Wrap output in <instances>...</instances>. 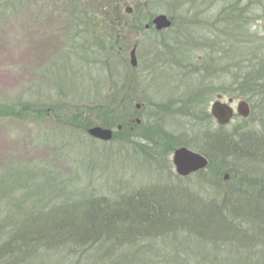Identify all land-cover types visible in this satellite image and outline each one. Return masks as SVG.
<instances>
[{"label": "rangeland", "instance_id": "1", "mask_svg": "<svg viewBox=\"0 0 264 264\" xmlns=\"http://www.w3.org/2000/svg\"><path fill=\"white\" fill-rule=\"evenodd\" d=\"M108 2L0 0V264H64L61 244L50 249L38 246L32 255L19 259L9 255L16 227L10 202L34 229L41 228L42 217L53 209L76 216L92 201L119 204L125 196L148 197L154 189L169 199L183 197L192 207L224 204L237 221L235 227L242 228L234 231L262 244L264 0H111L117 18L133 17L136 27L141 26L125 29L122 39L116 40L119 47L108 51L105 61L102 51L92 45L102 43V34L108 38L117 34ZM162 14L174 17L176 24L160 33L147 30L153 17ZM217 37L221 43L209 53L207 39ZM135 45L136 67L131 62ZM167 50L187 52L194 67L184 75L174 72L166 65ZM199 56L205 59L200 65L204 70L193 71ZM118 87L130 97L135 128L128 122L123 127L132 119L129 115L91 112L94 103L112 97ZM219 90L227 93L226 101L233 92L249 99L250 116L236 112L228 124H220L212 115ZM163 103L171 110L154 114L156 104ZM112 122H116L113 139L90 135L94 126L89 123L105 127ZM155 122L168 137L162 138V147L153 149ZM144 133L148 139L137 138ZM225 138L227 145L222 144ZM148 141L151 146L145 144ZM180 146L206 155L208 167L188 176L179 174L174 151ZM25 213L29 217H23ZM21 222L19 227L24 226ZM185 232L184 237L179 233L184 243L189 235ZM214 235L207 232L201 238L209 245ZM231 241L230 237L228 242H215L218 250L212 252L213 258L217 254L223 259ZM237 246L232 248L234 256L239 252L248 256V250ZM69 249H64L65 256ZM260 250L264 251L263 245ZM189 253L183 245L175 255L187 262L200 260ZM90 254L79 256L78 264H94L97 256ZM246 263L253 261L248 257Z\"/></svg>", "mask_w": 264, "mask_h": 264}, {"label": "trees", "instance_id": "2", "mask_svg": "<svg viewBox=\"0 0 264 264\" xmlns=\"http://www.w3.org/2000/svg\"><path fill=\"white\" fill-rule=\"evenodd\" d=\"M108 1L109 6L112 5L110 13L113 16L110 20L114 24L117 34L113 36L114 38L112 36L108 38L106 33L105 35L102 34V43L92 45V47L94 46V48H99L102 51L105 61H107L105 58L107 52L119 47L116 42L122 39V34L126 32L125 29H138L141 26L139 24L136 27L133 17L132 19L131 17L117 18V15H114L116 14V4L111 2V0ZM83 14L86 17L87 13ZM90 19L93 20V26L97 25V21H94L93 18ZM131 20L133 21L132 27L129 26ZM78 32L81 34L80 30ZM130 101L129 95L121 87H118L112 97L94 103L91 112H100L101 116L108 113H116L121 118L122 116L124 118L130 116L132 119L123 122V127L128 122V127L129 124H132V127L129 128H135L133 116L129 112ZM115 124L116 122H112L106 124L105 127L114 128L116 127ZM89 125L96 126L98 124L94 123L93 125L92 123L91 125L89 123ZM121 132L124 133V130ZM146 134L144 133L137 138L141 140L148 139ZM165 134L167 133L158 128L153 131V135H155V138H153V149L161 146L162 138L168 137ZM169 137L172 138V136ZM165 141L166 139H164V143ZM145 144L151 146L149 141ZM222 144H229L226 138ZM174 149L175 147H172L171 151ZM49 181L51 179L47 178V183ZM162 193L160 189H154L153 194L148 197H137L136 199L125 196L119 204L114 200L92 201L84 213L76 216L69 214L68 211L65 213L62 210L53 209L54 211L49 216L42 217L43 225L41 228L34 229L28 228L29 220L19 218L17 205H15V202H13V205L10 202L8 204L9 208H11L10 217H13V220L16 221V227L14 242L8 244L9 255L15 254L14 258L19 259L22 256L27 257L28 254L32 255L38 246L50 249L52 245L61 244L63 249L59 253L63 256L62 261L64 264L65 262L69 264L70 260L72 264H78L82 261L79 256L85 257L87 255L89 258L90 252L97 256L96 260H93L94 264H203L200 261L202 259L206 261V264H221L219 260H222L224 264H247L246 258L248 257L249 261L251 259L253 261L250 264H264V251L260 250L261 245L264 247V240L262 244L254 243V240H260L254 237L246 238V235L240 234V231L236 233L234 230L242 228L239 224L237 228L235 227L237 221L230 218L227 212L229 209L224 204L219 208L192 207L186 204L185 200H182L183 197L178 198L180 201L173 200ZM29 215V213H25L23 217H29ZM10 217L8 220L11 222ZM19 221H22L21 223L24 226L19 227ZM52 221L54 222L51 223ZM242 222L241 220L239 223ZM211 228L213 231L210 230ZM184 231L189 232V235L185 237L186 243L180 241L182 239L179 240V233H181L180 237H184ZM210 231L212 235H215L211 237L208 245L206 244L207 241L204 240L205 242H203L201 236L207 232L211 233ZM190 233L195 234L193 242L188 240ZM233 235H237L234 237L237 238L235 239L236 242L233 241ZM230 237L232 239L231 247L229 246L225 249L227 255L223 259H218L216 254L217 259L213 258L215 255L212 252H217L218 250V243L215 242L222 240L228 242ZM241 241H246V243L242 244L243 242ZM155 242L157 243L155 244ZM233 243L238 245V249L245 248L249 253L251 251L252 255L250 256L248 253V256H244L239 252L237 256H234L232 248H235L236 245ZM183 245L186 246L187 251H190L189 257L200 260L187 262L184 256L175 255L176 252L181 251V246ZM66 247L70 249L68 255L65 256L64 252L66 250L64 249ZM106 257H109V259H106Z\"/></svg>", "mask_w": 264, "mask_h": 264}, {"label": "water", "instance_id": "3", "mask_svg": "<svg viewBox=\"0 0 264 264\" xmlns=\"http://www.w3.org/2000/svg\"><path fill=\"white\" fill-rule=\"evenodd\" d=\"M154 22L156 23L159 30L168 28L172 25L171 19L165 14L158 15L154 19ZM131 62L135 67L139 64L137 45H135L131 51ZM221 98L222 95H219V99L213 103L212 113L220 124L225 125L233 119L235 115V109L230 104L223 102ZM230 101L232 102L233 99ZM237 112L246 117L250 116L251 107L249 102L245 100L241 101L237 107ZM138 121L140 122L141 119L139 118ZM121 127L122 126L119 128ZM89 133L93 137L107 141L113 139L114 137V130L112 128H107L100 125L91 127L89 129ZM209 162V158L206 155L201 154L200 152L195 151L187 146L178 147L174 152V163L178 173L183 176H188L193 172L207 168Z\"/></svg>", "mask_w": 264, "mask_h": 264}, {"label": "flooded vegetation", "instance_id": "4", "mask_svg": "<svg viewBox=\"0 0 264 264\" xmlns=\"http://www.w3.org/2000/svg\"><path fill=\"white\" fill-rule=\"evenodd\" d=\"M157 17V15H155L154 17H153V22H151L150 24H148V29L147 30H151L152 28H153V32H155V33H160L161 31L157 28V25H156V23L154 22V19ZM169 17V16H168ZM170 18V17H169ZM171 19V21H172V25L170 26V27H173L175 24H176V20L174 19V17H171L170 18ZM215 24H217V22L215 21ZM210 26H213L214 28L216 27L214 24L213 25H210ZM207 41H208V46L206 45V47H208L209 48V50L208 51H210L209 53H213V47H214V45L215 46H217L219 43H221V40H220V38L219 37H217V39H215V40H212V39H207ZM170 48V47H169ZM174 51V50H173ZM172 50H167V51H165V53H166V56L168 57V60H166V65H170L172 68H173V71L174 72H176V73H181V74H185L186 73V71H188L190 68H192V67H194V64H192V62L190 61V60H187V57H186V55H187V52H183L182 50L180 51V50H178V51H174L173 52ZM183 54V55H182ZM203 60H205L202 56H199V65L196 67V68H194V70L193 71H195L196 69H198V68H200V69H202L201 67L202 66H200V65H203ZM156 62L155 61H153V64H155ZM176 70V71H175ZM202 70H204V69H202ZM195 73V72H194ZM181 85V84H180ZM219 95H222V98H221V100L223 101V102H225V103H228V104H230L234 109H235V114H236V112H237V108H235L234 107V104L236 103V102H238V105H239V103L241 102V101H243V100H245V101H248L249 102V104H250V107H251V111H252V103H251V101L249 100V99H247L246 97H243V96H238L236 93H231L229 96L230 97H228L229 99H228V101H226V95H227V93L226 92H221V90H219V92H218V94H217V97H218V99H219ZM217 99V100H218ZM231 99H233V101L231 102L230 100ZM216 100V99H215ZM170 101H172V100H170ZM180 103H181V101H180ZM214 103V102H213ZM213 103H212V105H213ZM157 106L154 108V110H153V113L154 114H158V113H160V114H163V115H165V114H167L168 113V111L169 110H171V108L169 107V105L167 104V103H163V104H159V106H158V104H156ZM238 105H237V107H238ZM138 107L140 108V107H142V105H138ZM212 115H213V113H212ZM142 121V120H141ZM120 126H122V125H119V127ZM157 126H158V122H155V123H153V131L157 128ZM119 129H122V127L121 128H119ZM114 135H115V132H114Z\"/></svg>", "mask_w": 264, "mask_h": 264}]
</instances>
